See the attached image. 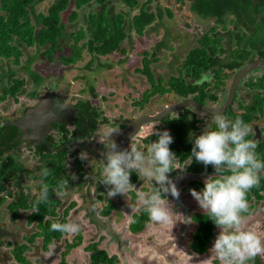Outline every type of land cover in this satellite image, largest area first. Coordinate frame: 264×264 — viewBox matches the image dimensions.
Instances as JSON below:
<instances>
[{"label": "flooded vegetation", "instance_id": "flooded-vegetation-1", "mask_svg": "<svg viewBox=\"0 0 264 264\" xmlns=\"http://www.w3.org/2000/svg\"><path fill=\"white\" fill-rule=\"evenodd\" d=\"M70 5L73 8L72 2L68 4V8ZM92 5H97L98 9L100 8L99 4L93 3L89 7H83L79 10L73 8L71 11H75L77 15V11L90 8ZM190 13L200 21V19H198V17L191 11ZM77 17L72 23L78 19ZM85 21L84 23L87 27ZM85 40L86 38H83L79 44L85 42ZM70 42L72 43V41ZM121 43L120 49H122ZM21 47L26 46L21 45L18 47L20 57L22 56L20 51ZM32 47L35 48L37 54L42 56L41 52L43 49L37 50L35 46L26 48ZM83 51L92 57L90 61L95 58L105 57L91 55L85 49H82L81 56ZM255 59L264 61L261 58L255 57L245 63L242 67ZM1 61L7 63V66L13 71L12 78L23 80L21 88L22 92L20 94H16L15 96L6 94L5 97L0 100L1 103L10 98L13 106L12 109L6 112L4 111L6 105L1 107L2 113L0 114V251L4 249L7 250L9 257L7 264H33V261H35V264H60L61 261L63 264H71L82 258L81 254L85 255V260L82 264H102L101 261L92 262L91 249H94L97 252H102L106 258L112 259V264H119V260H123L121 261L123 264H129L126 262L127 258H129V253L127 252L125 254L121 251L123 246L128 248L127 245L129 244V241H121L118 243L117 241L120 238L118 236H121L123 229L124 233L128 236L140 234L144 230L133 233L129 230V225L132 216L135 214L137 215L139 211L142 210V208L136 204L135 189L143 190V187H141L142 183H145L147 187L150 188L151 185L147 181L139 178L135 172L131 173V179L133 178L131 183L134 185V188L126 196L129 197V204L127 205L133 210H131L127 216L122 213L123 216L128 217V220L123 217V220H125L123 221L121 229L120 231H116L114 229L116 222L112 221L111 213L114 212L113 215L116 216L120 208L125 210L126 207L124 205L126 204L122 202V196L120 195H117L114 198H108V187L99 181L101 178L99 173L103 166L102 160L104 159L103 153L105 151V145L99 142V134L101 130L106 125L120 127V134H113V139L119 146V150L129 148L131 136H133L132 142H136L139 146L146 149L152 142L149 137L152 136L150 133L154 125H156V129L159 131L166 130L160 123L161 120L165 118L171 119L177 116L178 113L184 114L186 117L193 115L197 120V123L195 124L196 130L193 134L198 136L201 131L200 125L205 127L206 123L210 122L212 119L213 114H207L191 106L178 109L177 111L166 115L159 121L134 126L133 131L129 133L123 141L122 137L124 134L134 125L132 123L133 120L143 116L154 115L168 106L163 107V109L153 114L141 113L129 118L120 115L110 117L103 112L102 104L93 103L94 99L92 98L96 95L92 85L93 81H87L86 87L82 90H75L74 88L70 90L66 86L60 87L57 84L40 86V76L30 69V65L33 61V58L30 57L25 61V65L23 66V72L26 74V78H30L33 83L31 90L27 91L25 79L19 78L18 76L16 77L15 71L11 68V65H13L11 59L9 61L0 59V63ZM29 61L30 63H28ZM48 62L51 63L52 61ZM151 62H153V60ZM73 64L61 65L59 63V65L63 67H68ZM105 67H107V65H105ZM239 69L233 71L228 69L229 71L225 72V69L223 68L219 73L217 91L223 85H225L227 89L224 93L225 95L220 99V102L218 101L217 91L215 92L216 101L214 102L210 101L208 98H204L202 102L196 101L192 98L194 97L192 95H189L186 98H179L177 96L176 102L190 99L200 106L219 108L227 100L228 91L232 85L234 75ZM3 73H7L6 69L0 73V89L2 87L4 88L7 83V78H1ZM208 73H211L213 76L212 83L204 81L202 84L197 85L200 89L204 83L207 84L203 87V90L212 95L215 88L213 82L216 80L213 71L204 72L197 81H200L202 77ZM227 74L229 77H227ZM34 76L38 78L37 82L34 80ZM164 94L169 93L164 92ZM154 95L155 94L150 97ZM0 97H2L1 91ZM69 98L71 103L70 107L62 111L56 109L55 105L58 101L63 104ZM141 99L138 102L133 103L136 110L137 108L141 109L148 101L142 103ZM19 101L22 102L19 103ZM184 110H186V112H184ZM196 112L201 115L199 118L196 116ZM221 114H224L231 120H234V118L240 117L241 115L245 117V123L252 126V133L247 139L254 140L257 143L256 152L259 158L264 160L263 68H254L244 74L235 87L230 103L225 107L224 112ZM206 120L207 122H205ZM82 150L87 151V160L82 161L79 158V153ZM188 163L189 161L181 163L178 161L176 166H180L181 168L184 167V171L182 172L179 170L176 174L177 170H174L171 172L174 176L170 178L175 179L179 177V182V180L187 177V183L192 180L204 183L201 178H207V176L214 174H191L186 171ZM42 167H47L49 169V176L42 177L40 175ZM182 173L185 174L184 177L180 175ZM73 175L77 177L75 180L72 179ZM86 177L88 178L86 179ZM62 181H67L64 188L65 195L63 198H58L56 192ZM42 182L49 185V202L39 204V212L34 213L33 205L39 195ZM153 186H156L154 182ZM185 187L183 188V191ZM184 192L190 193L187 191ZM132 196H134L133 199ZM248 202L250 211L254 213L249 227L254 225L253 223L255 220L259 218L261 221H259L258 229L264 234V211H259L264 208V191H259L256 197L251 196L250 201ZM108 205L111 206V208L106 215H103L102 209ZM257 212H259V214H255ZM79 213L80 215L78 216L77 214ZM202 213L205 214L204 212H195V214ZM192 214L193 213H191L189 217H191ZM3 217L4 222L1 220ZM115 218L116 217H114V219ZM5 220L10 226L5 223ZM18 221L23 222L25 230H20L19 226L16 224ZM69 221L81 223L82 229L78 234L65 235L51 230L52 223H66ZM149 222L150 221H148V223ZM191 224H193L194 228L189 235L190 241L192 233L196 229V224L194 222ZM87 226L90 229H87ZM108 227L110 228V231H113V236L107 235V230H109ZM216 228L217 226L214 227V235ZM27 229H31V231L27 232ZM85 235L88 237V240L89 238H93L94 240L85 243ZM45 239H47V241ZM113 245L115 246L116 251L115 253L113 252L112 254H109L107 248L111 247V249L114 250ZM189 245L190 242L187 246L188 249ZM39 253L47 255V257H38ZM257 258L259 259L260 264H264V255H258Z\"/></svg>", "mask_w": 264, "mask_h": 264}, {"label": "trees", "instance_id": "trees-1", "mask_svg": "<svg viewBox=\"0 0 264 264\" xmlns=\"http://www.w3.org/2000/svg\"><path fill=\"white\" fill-rule=\"evenodd\" d=\"M42 0H0V59L9 61L13 65L18 64L20 52L18 47L35 46L37 50L43 49L41 55L48 61H53L55 53L58 54L57 61L61 65L75 63L81 57L82 49L87 50L91 55L107 56L113 52L124 53L120 49V43L125 39H130V34L141 37L149 25L155 20V15L147 11L149 0L145 3H138V0H115L127 8L128 11L137 9V13L130 16L129 13L115 12L111 2L113 0H53L47 7L45 13H33V7ZM177 3L187 2L189 10L202 21H212L211 26L201 34L196 40L197 46L189 49L179 68L177 75L170 77L165 83L166 88L160 86L159 79L153 82L148 73V65L154 59L147 58V53H143L142 69L136 70L146 76L150 82V90L142 94V103L156 93H173L179 98H186L189 95L194 100L202 102L204 98L216 101L215 92L218 87V75L221 70H237L253 58L264 60V0H174ZM72 2L75 10L89 7L91 4H99L100 8L96 13L86 15V30L78 29L68 34L72 43L68 45L69 53H61L64 44V24L61 22L60 14ZM168 17L170 13L167 11ZM75 11H70L67 22L72 23L76 19ZM31 19V21H30ZM86 38L85 42H79ZM30 63V61L28 62ZM214 72L216 77L212 95L208 94L203 87L198 88L197 80L204 72ZM7 73H3L1 78H7V83L2 92V100L6 94L15 96L20 94L23 80L12 78L13 71L7 66ZM37 82L38 78L34 76ZM188 80V81H187ZM213 85V86H214ZM186 112V110H184ZM183 112V113H184ZM188 114V113H187ZM240 118L245 122L242 115ZM236 118H234L235 120ZM173 137V142L169 145L172 152L181 162L189 161L186 171L191 174L210 175L214 173V168L208 165L207 168L195 158L191 159L193 132L196 130L197 120L193 115L190 117L178 113L177 116L169 119L165 118L160 122ZM192 134V135H190ZM152 142L157 140L156 135L149 137ZM170 176V174H169ZM174 175L171 173L170 177ZM133 178L131 179L132 182ZM204 183L190 181L184 191L190 189L200 191ZM264 191V176L261 177L260 187L252 188L247 194L250 201L251 196ZM134 196H132V199ZM259 198V197H258ZM111 206L104 207L102 214L106 215ZM196 229L192 233L189 251L195 255L207 253L210 241L214 235L216 226L206 214H192ZM148 214L143 210L132 216L129 230L133 233L141 232L148 223ZM47 241V239H45ZM92 250V262L101 261L102 264H112L113 260L108 259L102 252ZM60 264H63L61 261ZM248 264H260L257 256Z\"/></svg>", "mask_w": 264, "mask_h": 264}, {"label": "rangeland", "instance_id": "rangeland-1", "mask_svg": "<svg viewBox=\"0 0 264 264\" xmlns=\"http://www.w3.org/2000/svg\"><path fill=\"white\" fill-rule=\"evenodd\" d=\"M53 2V0H42L33 7V13H45L47 7ZM146 0H138V3H145ZM113 10L115 12H124L133 15L137 13V9L128 11L123 7L119 1L113 0L111 2ZM148 12L156 15L155 21L146 27L143 35L137 37L133 33L130 34V39H125L121 43V48L124 53L114 52L111 55L92 58L85 51H83L80 60L75 64L63 67L59 65L57 61L58 54L55 53L53 61L50 63L45 58L37 54L35 48L21 47L20 51L22 56L19 59L17 66L11 65V68L15 71L16 77L25 79L26 90H31L33 83L30 78H26V74L23 72V66L28 58H33L30 69L38 74L41 78L40 86H50L51 84H57L60 87L66 86L70 90H82L86 87L87 81H93L94 93L96 94L92 99L94 104H102V110L110 117H116L118 115L129 118L138 114H153L163 109L165 106L173 104L177 100V96L173 93L160 94L157 93L150 97L148 101L143 105L141 109L136 110L133 106L134 102H138L144 92L150 90L151 84L146 79L145 75L139 73L142 69L143 53H147V58H152L153 55L155 61L151 62L148 66L149 74L153 82L159 79L160 86L165 88V83L169 77L177 75V69L181 61L183 60L186 52L197 46L196 40L204 33L210 26L212 21H198L190 11L188 10V4H178L174 0H150L147 5ZM72 6L66 9L60 14L61 22L64 24V44L62 45L61 53L68 55V44L71 40L68 34L75 32L78 28L85 30L86 25L84 23L85 16L88 13H95L98 9L97 5H92L90 8L77 11V20L74 23H68L67 17L72 10ZM166 11L170 12L171 17L167 16ZM2 13L0 12V15ZM31 21V19H30ZM125 58V59H124ZM107 65V67H105ZM102 66V67H99ZM7 63L1 61L0 73L5 71ZM225 69V72H228ZM259 71V70H258ZM229 74V73H228ZM227 74V77L229 75ZM188 81V80H187ZM211 80L210 83H212ZM229 81V79H228ZM226 81V82H228ZM225 84V81H224ZM227 91L226 86L223 85L217 91L218 101L225 95ZM22 101H19V103ZM4 111H8L13 108L10 98L5 102L0 103V114L2 113L1 107L5 106ZM9 105V106H8ZM196 116L199 118L201 115L196 112ZM207 122V120L205 121ZM209 124L212 123V119ZM200 130L204 128L200 125ZM201 131L199 135L201 134ZM180 167V166H177ZM181 168V167H180ZM176 174L180 169H176ZM183 172V171H182ZM185 176V174H180ZM179 180L173 179L180 195L178 199H175L168 194L167 199L170 202V207L173 208L178 214H182L185 217H189L191 213L203 212L198 206V202L192 197L191 193H185L183 188L188 181L187 177ZM204 179L201 178L202 182ZM191 180V179H189ZM142 191L150 192L151 188L147 187L145 183H142ZM140 189H135V192ZM121 196V195H120ZM128 196H122V202L126 208L118 211L114 216L112 212V221H115L114 229L120 231L123 221L128 220L127 214L130 213L132 208H129ZM136 204L140 206L137 203ZM141 207V206H140ZM124 213L126 216H123ZM78 216L80 215L77 214ZM114 217H116L114 219ZM123 217L125 218L123 220ZM174 221L183 217H173ZM4 222V217L1 218ZM261 219H256L250 226L254 230L261 233L262 239L264 234L258 229V224ZM5 223L10 226L5 220ZM256 223V224H255ZM20 230H25L23 222L18 221L16 223ZM109 228V227H108ZM193 224L177 222L174 226H161L149 222L144 230L137 235L128 236L124 233V229L121 232V236L118 243L121 241L128 242V248H121L123 253H129L127 261L129 264H220V261L215 257H211L212 248L216 236L219 234V229H215V235L210 243L209 250L203 255H194L189 252L188 244L190 242L189 235L193 231ZM87 229L88 228L87 226ZM31 229H27V232ZM107 235L113 236V231L107 230ZM84 242L92 241L93 238H89L85 235ZM107 246V245H106ZM108 247V246H107ZM113 249L107 248L109 254L115 253L116 248L113 245ZM113 250V251H112ZM82 258L78 261H74L71 264H82L85 260V255L81 254ZM47 257V255L38 254V257ZM68 260V259H67ZM9 261L7 250L0 251V264H7ZM119 264H123L119 260Z\"/></svg>", "mask_w": 264, "mask_h": 264}, {"label": "clouds", "instance_id": "clouds-1", "mask_svg": "<svg viewBox=\"0 0 264 264\" xmlns=\"http://www.w3.org/2000/svg\"><path fill=\"white\" fill-rule=\"evenodd\" d=\"M212 78V74L208 73L196 83H210ZM70 106V98L63 104L58 101L55 105L61 111ZM251 133L252 126L240 117L231 120L217 112L212 116V123H206L201 134L194 136L192 140L189 156L191 162L195 158L196 162L202 163L206 168L208 165L214 168V174L204 179V187L200 191H189L198 206L219 229L210 251L211 257L219 260L220 264H248L256 256L264 255V239L249 227L254 213L250 211L247 194L252 188L260 187L261 177L264 176V160L256 152L257 143L247 139ZM113 134H120L119 126L106 125L99 134V142L105 145L99 181L108 187L107 197L126 196L134 188L131 173L135 172L139 178L151 185L150 192L136 191L137 203L148 214L151 223L161 226H174L178 221L193 223L192 217H185L173 210L167 199L168 194L175 199L180 195L169 174L176 169L184 171V167L176 166L178 159L169 147L173 142L169 131H159L154 125L150 134L156 135L158 139L151 142L146 149L132 142L131 136L129 148L118 150L119 146L113 139ZM79 158L82 161L87 160V151L82 150ZM40 175L49 176V169L42 167ZM76 178L72 176L73 180ZM153 182L156 186H153ZM66 184L67 181L60 182L56 192L58 198L64 197ZM47 202L49 185L42 182L33 212L38 213V205ZM259 211H264V208ZM174 216H182L183 219L174 221ZM81 229V223L74 221L51 224L52 231L65 235L78 234Z\"/></svg>", "mask_w": 264, "mask_h": 264}, {"label": "water", "instance_id": "water-1", "mask_svg": "<svg viewBox=\"0 0 264 264\" xmlns=\"http://www.w3.org/2000/svg\"><path fill=\"white\" fill-rule=\"evenodd\" d=\"M254 68H263L264 69V61H262L260 59H255V60L251 61L250 63H248L246 66L240 68L236 72V74L234 75V78H233L232 85L228 91L227 100L219 108H210V107L208 108V107L200 106V105L196 104L193 100H190V99L181 100L179 102L171 104L170 106L164 108L162 111H160L154 115L143 116V117H140L136 120H133L132 123L134 125L124 134V136L122 137V140L124 141L126 136H128L129 133H131L133 131L134 126H139V124L151 123L153 121H159L160 119H162L166 115H168L174 111H177L178 109L185 108V107L191 106V107H194L197 110L203 111L207 114H215L217 112L223 113L225 107L230 103V101L232 99L235 87H236L237 83L239 82V80L244 76V74H246L247 71L254 69ZM118 150H119V147H118Z\"/></svg>", "mask_w": 264, "mask_h": 264}]
</instances>
